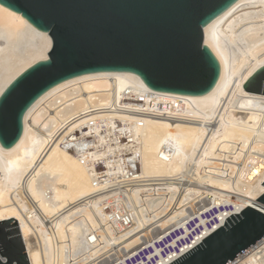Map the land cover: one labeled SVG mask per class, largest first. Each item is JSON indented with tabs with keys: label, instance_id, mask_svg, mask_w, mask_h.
<instances>
[{
	"label": "bare ground",
	"instance_id": "1",
	"mask_svg": "<svg viewBox=\"0 0 264 264\" xmlns=\"http://www.w3.org/2000/svg\"><path fill=\"white\" fill-rule=\"evenodd\" d=\"M203 34L220 67L203 96L153 92L131 73H93L54 86L26 111L20 139L0 146V222L17 221L29 264H97L117 250L127 252L122 264H168L187 240L193 248L264 193V95L243 89L264 66V0H237ZM50 48L48 33L0 5V95ZM122 108L146 115L124 119ZM114 117L133 122L130 144L112 148L100 136L96 156L60 146L66 134ZM130 151L137 157L121 156ZM128 162L137 173L116 172ZM114 182L134 183L126 227L111 224L122 213ZM198 199L224 210L209 221L198 214L188 231L178 220ZM229 264H264V252Z\"/></svg>",
	"mask_w": 264,
	"mask_h": 264
},
{
	"label": "water",
	"instance_id": "2",
	"mask_svg": "<svg viewBox=\"0 0 264 264\" xmlns=\"http://www.w3.org/2000/svg\"><path fill=\"white\" fill-rule=\"evenodd\" d=\"M237 0H0L48 33V58L0 95V146L20 139L26 111L54 86L86 74L131 73L153 92L200 97L220 67L204 27ZM264 95V66L243 85ZM264 186V183L262 184ZM264 238V193L171 264H228ZM0 261L29 264L17 221L0 222Z\"/></svg>",
	"mask_w": 264,
	"mask_h": 264
},
{
	"label": "built area",
	"instance_id": "3",
	"mask_svg": "<svg viewBox=\"0 0 264 264\" xmlns=\"http://www.w3.org/2000/svg\"><path fill=\"white\" fill-rule=\"evenodd\" d=\"M104 110L110 111L113 114L117 113V112H118V114L122 113L121 115L124 116V119L127 117L126 115H128V113H131L132 116H134L136 118V120H139V121L143 120V117L146 115L143 112V110L136 111V110H131L130 108L129 109L122 108V109L116 110L117 112H115V110H112V109H104ZM99 111H101V110H99ZM92 112H97V111H92ZM74 119H76V118H74ZM74 119H72V120H74ZM124 119L114 117L113 119H109L106 121L89 122V125L87 127H82L80 130H78L77 132H74L70 135L66 134L62 138L63 142L60 143V146L63 149H65L67 152H69L73 155L96 156L100 151V148L98 146V142H99L98 138H100V136H103L104 138L107 137V139L110 137V146L112 148H114L115 143L130 144L131 143V130L130 129H131V125H133V122L128 121V120H124ZM72 120H70V121H72ZM96 128H99L98 131H96ZM62 129L63 128H60L57 131L58 135H60L64 131ZM57 133H56V135H57ZM63 134L61 136H63ZM56 135H55L54 139L57 138ZM58 140H60V139H58ZM104 151H107V153H109V154L113 153V152H110L108 150H104ZM136 154L137 153L135 151H130V152H126L124 154H121V156H123L126 159H129V158L137 157ZM132 160H134V159H132ZM94 162H95V166H97L98 165L97 162H99V161L94 160ZM131 164L132 163L123 165L122 168H118V171H116V172H119L120 174H124V175L126 173L128 175H132L134 172L137 173L136 163L133 162L134 166H132ZM102 172H99V174ZM133 184L134 183L116 184V182H114L112 184L113 186L110 187L112 189L118 188L119 190H123V192H121L122 195H120L119 200H118L119 201L118 206H121L122 213H117L118 212L117 210L119 207L117 209H115L117 211L114 215L115 221L111 223L112 225L114 224V227L116 226L115 225L116 223H120L123 225V227H126L127 225H129V223L133 219V216L131 215V212H132L131 201H130V198L127 196L129 194L130 188H132L134 186ZM196 218L195 219L193 218L192 220H196ZM128 220H129V222H128ZM156 235H157L156 233H153L152 237H155ZM205 238H203V239H205ZM150 239L148 238V240H150ZM202 240H201V242H202ZM144 241H146V240H144ZM191 242L192 241L187 240L186 241L187 244H185V245H183V247H181V248H185V250H186V252L184 254H186L187 252H189L190 250H192L193 248H195L196 246H198L201 243L200 242L197 245H195L193 248L189 249ZM184 243H185V241H184ZM181 248L176 249V252L173 253L172 257H170L168 259L169 260L168 264H171L172 262H174L175 260H177L178 258H180L181 256L184 255V254H182L181 256H179L181 253ZM118 251L119 250H117L116 252H113V251L109 252L110 254H112V255H110V257H112L111 258L112 260H115L117 258L113 254L117 253ZM260 252H264V238L259 240L257 243H255L253 246L248 248L243 253H241L234 260L243 259L244 256H246L250 253H260ZM166 260H164V261H166ZM107 263L108 262L106 261V259H103L100 262H98L97 264H107ZM153 264H158V263H157V261H154Z\"/></svg>",
	"mask_w": 264,
	"mask_h": 264
},
{
	"label": "rangeland",
	"instance_id": "4",
	"mask_svg": "<svg viewBox=\"0 0 264 264\" xmlns=\"http://www.w3.org/2000/svg\"><path fill=\"white\" fill-rule=\"evenodd\" d=\"M200 200H201V203H200ZM196 201V200H195ZM193 202V203H195V204H191V206L190 205H188L187 207H186V213H185V215H183V216H181L180 218H179V220L178 221H181L182 219V221H181V224H184L185 223V227H186V229L188 230V231H191V230H194L195 229V226H196V220L198 219V218H196L197 216H198V214H199V216L201 217H204V218H206V220H211L212 219V217L214 216V215H216V214H218L220 211H223L224 210V207H212V205H209V203H210V201L209 200H207V199H198L196 202ZM205 201V202H204ZM205 205V206H204ZM189 207V208H188ZM207 207V208H206ZM210 207H211V209H210ZM204 208V209H203ZM197 210V211H196ZM207 210V211H206ZM201 214V215H200ZM190 217V218H189ZM195 219L196 218V220H192V219ZM189 219V220H188ZM154 233H156V234H159V233H161V231H158V232H154ZM153 235V234H152ZM156 237H157V235H156ZM156 237H152V236H149V239L150 238H153V239H155ZM148 239V238H147ZM144 240H146V239H143V241ZM146 242V241H145ZM118 249H120V248H118ZM121 252H122V254H119V251L117 252V254L116 253H114L113 255H115L117 258L115 259V260H112L111 258L112 257H110V255H112V254H107L105 257H102L103 259H106V261L109 263V264H115V263H117V264H122V263H120L119 261H118V259L120 258V257H122V255H126V250H121ZM109 255V256H108ZM146 256V254L143 256V257H145ZM109 257V258H108ZM98 259V262H100L101 260H103V259ZM111 259V260H110ZM115 261V262H114ZM118 261V262H117ZM98 262H96V263H98ZM112 262V263H111ZM107 263V264H108Z\"/></svg>",
	"mask_w": 264,
	"mask_h": 264
},
{
	"label": "snow or ice",
	"instance_id": "5",
	"mask_svg": "<svg viewBox=\"0 0 264 264\" xmlns=\"http://www.w3.org/2000/svg\"><path fill=\"white\" fill-rule=\"evenodd\" d=\"M0 264H3V262H2V261H0Z\"/></svg>",
	"mask_w": 264,
	"mask_h": 264
}]
</instances>
